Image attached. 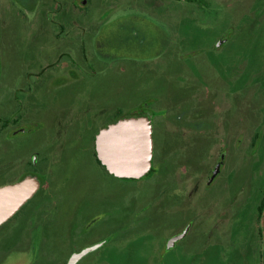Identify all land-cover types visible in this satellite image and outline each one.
Segmentation results:
<instances>
[{"label": "flooded vegetation", "instance_id": "1", "mask_svg": "<svg viewBox=\"0 0 264 264\" xmlns=\"http://www.w3.org/2000/svg\"><path fill=\"white\" fill-rule=\"evenodd\" d=\"M185 1L196 3V1ZM7 2L12 3L8 11L5 10ZM134 11L136 14L119 13L117 0H0V143H3L7 133L45 130V126L51 124L50 107L37 93V89L47 79L54 78L53 83L56 86L64 85L67 79L80 77L77 69L83 72L87 70L86 73L89 74L100 73L108 68L110 62L125 57H128V60L140 61L141 68L153 72L162 67L163 59L170 51L181 48V45L176 44L175 31L165 23L169 22L170 16L166 20L161 16L160 9L154 10L145 6L135 7ZM116 16L118 17L115 18ZM30 22L34 24L30 26ZM27 25L30 29V41H28ZM237 27L239 28V25ZM237 27L231 24L230 28L216 40L213 47L221 50L231 45L239 33ZM6 31L12 37H18L23 48L21 56L26 66L22 73L14 70L7 72L2 41V33ZM51 40L57 45L56 50L52 49L55 56L49 57V60L44 62L47 59L44 54L47 55L49 51L46 44ZM5 74L9 78L6 85ZM236 86L229 87L228 94L220 90H212L208 97L209 101L206 93L209 91L204 89L205 100L200 106L196 103V105L194 103L186 105L188 97H192L197 92L190 88L189 94H186L189 95L188 97L181 96L176 101L170 96L164 102L162 96L156 95L133 111L125 112L121 107L111 108L114 118L105 122L93 133L92 147L96 162L104 167L106 172L119 179L154 183L156 192L145 207L137 204L138 198H135L129 202L117 203L108 209L102 208L93 219L95 217L100 221L108 219L112 226L106 231L107 236L94 241L80 243L77 218L73 217L70 239L66 240L68 250L65 257H60V251L53 246L57 236L59 204L65 202L66 191L62 188L61 179L57 178L60 161L53 159L54 154L50 151L49 140L45 143L39 142L35 148L26 153L19 161L20 165L16 162L7 165L0 163V187L17 182L28 175H35L41 181L35 195L0 225V264L11 263V260H8L9 255L16 251H30L33 254V259L28 264H69L75 252L99 244L75 262L80 264L90 254L113 247V244L116 247L126 245L131 236L151 233L156 221L159 224V231L155 233L157 236L154 238L153 249L159 256L164 252H173L178 244L193 235L204 238L202 255L215 250L221 253L228 245L224 243L225 237L232 231L241 233L240 229L231 228L228 219L232 216L231 204L237 202L239 195L231 194L240 192L241 188L238 190L235 187L230 193L228 180L238 179L239 186L243 185V191L249 181L247 176L239 177L238 172L242 173L244 167V173L253 163L255 172L258 170L257 159L260 158L263 163V173L261 177L255 173L256 180L251 187L252 191L247 192L248 198L244 203H247L246 207L249 206L244 217L253 216V223L251 225L248 224L249 222L246 223V230L251 233V237L248 239L249 260L245 262L264 264V113L252 111L250 114L239 110L237 117L231 116L228 111L231 104L229 96L241 88ZM217 94L222 96L227 104L226 108L219 112L221 119L215 118L216 115L212 114L215 107L212 106L213 97ZM166 103L175 106L176 121H185L188 112L192 117L197 118L192 122V126L198 129L197 131L204 130L203 133L184 138L182 133L169 131L167 128L169 118H166L170 110L166 107ZM147 111L153 113L155 145L152 168L142 178L118 177L99 159L95 142L96 134L100 128L121 116ZM203 111V114L200 113ZM253 113L258 114L257 121L253 123L256 128L252 138L254 148L248 154L240 156L235 167L221 179L228 159V150L225 147L207 174V179L199 183L196 175L203 172L201 165L210 154L213 144L218 141L230 144L229 130L243 128L247 122L245 116L251 120ZM157 117L162 119L158 120ZM220 130L221 137L217 133ZM238 140L241 141V138ZM183 142H187L185 146ZM218 164L220 170L213 176ZM18 170L23 172L13 175ZM249 174L251 175V172ZM219 195L225 198L226 210L223 212L221 207L220 213L216 214L214 200ZM205 202L211 205L204 206ZM167 217L169 228L162 226ZM174 219L178 221L174 223ZM144 227L148 229H142ZM83 231L84 229L80 232ZM177 236L181 237L171 242ZM234 239L229 245L232 251L237 250Z\"/></svg>", "mask_w": 264, "mask_h": 264}, {"label": "rangeland", "instance_id": "2", "mask_svg": "<svg viewBox=\"0 0 264 264\" xmlns=\"http://www.w3.org/2000/svg\"><path fill=\"white\" fill-rule=\"evenodd\" d=\"M117 2L121 14H132L135 7L145 6L149 9H160L161 16L166 20L170 16L169 22L165 23L175 31L176 44L181 45V48L170 51L163 59L162 67L153 72L141 68L140 61L128 60L129 58L125 57L110 62L108 68L100 73L89 74L86 73L87 70L83 72L77 69L80 77L69 78L64 85L56 86L53 83L54 78L47 79L37 89V93L50 107L51 124L45 126V130L7 133L3 143H0V163L7 165L16 162L20 165L19 161L26 153L39 142L45 143L49 140L50 151L54 154L53 159L60 161L57 178L61 179L62 188L66 191L65 202L59 204L57 236L53 242V246L60 251V257L67 254L66 240L70 239L73 217L77 218L80 243L94 241L107 236L106 231L112 226L108 219L106 221H100L96 217L93 219L102 208L108 209L117 203L129 202L135 198H138L137 204L145 207L156 192L154 183L119 179L106 172L104 167L96 162L92 147L93 133L114 118L111 108L121 107L125 112L133 111L156 95L162 96L164 102L170 96L176 101L181 96L189 94L190 88L197 92L192 97L186 95L188 97L186 105L196 103L200 106L205 100L204 89L209 91L206 92L209 101L208 97L212 90L228 94V88L237 85L236 87L241 88L229 96L231 102L229 114L237 117L239 110L250 114L252 111L264 113V0H199L196 3L185 0H117ZM11 4L7 2L6 11ZM33 24L30 22V26ZM231 24L234 27L239 25L236 40L224 49H215L213 46L216 40L230 28ZM26 30L30 41L28 25ZM2 38L7 72L14 70L22 73L26 65L21 56L23 48L18 37H12L6 31L2 33ZM46 45L49 51L47 55L44 54L47 56L44 62L53 57L52 49L57 48L52 40ZM5 76L6 85L9 78L7 74ZM219 94L213 97L212 106L215 107L212 114L216 115L215 118L221 119L219 112L226 108L227 104ZM206 103L208 105V102ZM166 107L170 110L166 118H169L167 123L169 131L182 133L184 138L203 133L204 130L197 131L198 129L193 128L192 122L197 118L192 117L189 112L187 118H184L185 121H176L175 106L166 103ZM200 113L203 114L204 111ZM252 117L249 120L245 116L247 122L243 128L229 130L230 144L224 141L213 144L210 154L201 165L203 172L196 175L199 183L207 179V174L225 147L228 150V159L221 179L235 167L240 156L248 154L254 148L252 138L256 128L253 123L257 121L258 114L253 113ZM220 132L222 131L217 132L219 137L222 135ZM240 138L241 141L238 140ZM186 143L183 142V146ZM261 160L257 159L258 170L255 172L254 163L244 173V167L242 173L238 172L239 177L247 176L249 181L243 191V185L239 186L238 179L228 180L230 193L235 187L238 190L241 188L240 192L231 194L239 195L237 202L231 204L232 216L228 218L231 228L240 229L241 233L232 231L225 237L224 243L228 245L222 254L215 250L202 255L204 238L193 235L178 244L173 252H164L159 256L153 249L154 238L157 236L155 233L159 231V224L156 221L151 233L131 236L126 245L116 247L113 244V247L90 254L80 264H246L250 252L248 239L251 237V233L246 230V223L249 222L251 225L253 216L244 217L249 207L244 203L248 198L247 192L252 191L251 187L256 180L255 173L259 177L263 173ZM22 172L18 170L13 175ZM197 198L199 202V197ZM224 199L219 195L214 200L216 214L220 213L222 208L225 212ZM205 205L209 206L211 203L205 202ZM253 213L255 215L254 211ZM168 221V217L165 218L162 226L169 228ZM176 221L178 220H173L174 223ZM82 229L84 231L81 233ZM233 238L237 243L235 251L229 247ZM32 259L33 254L30 251H16L8 258L11 262L16 261L14 264L29 263Z\"/></svg>", "mask_w": 264, "mask_h": 264}, {"label": "water", "instance_id": "3", "mask_svg": "<svg viewBox=\"0 0 264 264\" xmlns=\"http://www.w3.org/2000/svg\"><path fill=\"white\" fill-rule=\"evenodd\" d=\"M153 131L151 111L121 116L100 128L96 134L98 157L107 169L118 177L142 178L150 172L153 164L155 145ZM219 170L220 164L213 176ZM40 185L39 177L28 175L17 182L1 186L0 225L32 198ZM180 237L173 238L171 242ZM98 245H91L80 252H75L69 264H75L80 257ZM14 263L16 261L10 264Z\"/></svg>", "mask_w": 264, "mask_h": 264}, {"label": "trees", "instance_id": "4", "mask_svg": "<svg viewBox=\"0 0 264 264\" xmlns=\"http://www.w3.org/2000/svg\"><path fill=\"white\" fill-rule=\"evenodd\" d=\"M188 1H196V2H197V1H199V0H188Z\"/></svg>", "mask_w": 264, "mask_h": 264}]
</instances>
